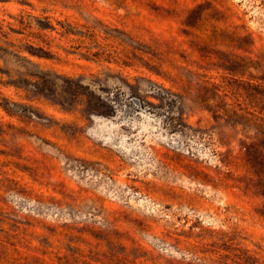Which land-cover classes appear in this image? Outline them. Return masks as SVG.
Here are the masks:
<instances>
[{
  "label": "rangeland",
  "instance_id": "374dc122",
  "mask_svg": "<svg viewBox=\"0 0 264 264\" xmlns=\"http://www.w3.org/2000/svg\"><path fill=\"white\" fill-rule=\"evenodd\" d=\"M0 264H264V0H0Z\"/></svg>",
  "mask_w": 264,
  "mask_h": 264
}]
</instances>
